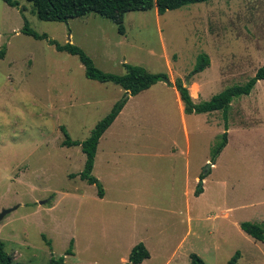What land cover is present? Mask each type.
Listing matches in <instances>:
<instances>
[{"label":"rangeland","instance_id":"374dc122","mask_svg":"<svg viewBox=\"0 0 264 264\" xmlns=\"http://www.w3.org/2000/svg\"><path fill=\"white\" fill-rule=\"evenodd\" d=\"M14 1H0V209L17 206L0 221V241L12 262L47 264L69 249L62 264H124L141 243L148 258L140 264H189L190 254L225 264L235 252L237 264H264V243L239 228L264 225V80L230 101L226 144L213 159L221 112L183 114L172 85L180 79L198 104L246 83L264 66V0L128 12L123 35L93 13L45 22ZM22 17L104 73L122 75L125 63L167 76L128 96L99 138L91 175L101 199L76 176L84 155L61 147V128L83 141L123 92L84 78L75 56L21 34ZM201 56L208 65L191 74Z\"/></svg>","mask_w":264,"mask_h":264},{"label":"trees","instance_id":"16d2710c","mask_svg":"<svg viewBox=\"0 0 264 264\" xmlns=\"http://www.w3.org/2000/svg\"><path fill=\"white\" fill-rule=\"evenodd\" d=\"M8 7H15L17 2L14 0H0ZM34 8L37 19L45 22L65 23L70 19L79 18L90 13L103 17L116 25L117 33L122 34V18L125 13L136 11H147L154 9L157 15H162L165 11H172L185 5L203 3L209 0H24ZM23 25L20 33L33 38L34 40H45L49 46H52L57 52H65L75 56L83 68L84 78L98 83H112L122 90V95L110 108V111L101 118L90 130L89 135L83 141H71L66 132L61 128L64 140L61 147H79L80 152L84 155L82 170L76 175L87 185L96 187V195L99 199L103 196L101 185L91 175L93 159L95 156L96 146L99 138L111 125L118 113L127 101L128 96H135L142 91L149 89L156 83H167V76L163 73H148L139 66L122 64L124 73L122 75H113L104 73L94 67L90 58L87 57L81 49L75 45L64 43L59 45L54 40L48 39L45 34H37L32 31L27 21L22 17ZM2 52L0 51V56ZM208 65L205 56H201L194 66L191 74L199 73ZM264 80V66L259 67L254 75L241 86H234L221 91L219 94L212 96L208 101L195 104L192 102L188 91L180 79H175L172 83L177 93L179 102L182 106V113L190 114H208L212 112H221L223 118V130L218 136L212 150V159L215 158L226 144V114L230 101L233 98L247 96L253 89L255 83ZM213 161L210 162L212 165ZM203 175L198 176V180L203 179ZM201 189H196L194 195H198ZM240 230L254 241L264 243V225L252 224L248 222L239 223ZM49 246V242L45 241ZM3 243L0 241V264H14L9 255L3 250ZM70 248V244H69ZM65 255H70V250H66ZM57 260L50 259L47 264H62L63 257ZM148 258V252L144 246L139 243L131 248L124 264H140ZM238 253L234 255L225 264H237ZM189 264H203V262L194 254L188 256Z\"/></svg>","mask_w":264,"mask_h":264},{"label":"water","instance_id":"95a60500","mask_svg":"<svg viewBox=\"0 0 264 264\" xmlns=\"http://www.w3.org/2000/svg\"><path fill=\"white\" fill-rule=\"evenodd\" d=\"M16 208H17V206H14V207L8 208V209H0V221L4 218V216H6L8 213L15 210Z\"/></svg>","mask_w":264,"mask_h":264},{"label":"crops","instance_id":"0c3cea01","mask_svg":"<svg viewBox=\"0 0 264 264\" xmlns=\"http://www.w3.org/2000/svg\"><path fill=\"white\" fill-rule=\"evenodd\" d=\"M121 35H123V32H122V34ZM190 97H191V95H190ZM120 113V112H119ZM117 117V116H116ZM116 119V118H115ZM114 119V120H115ZM114 120H113V122H114ZM112 122V123H113ZM111 123V124H112ZM95 157V156H94ZM93 162H94V159H93ZM205 162H206V160H205ZM211 166V164H209V167ZM92 168H93V166H92ZM228 210L229 209H224L222 212H221V216H222V218H226L227 217V212H228ZM187 220L189 221L190 219L189 218H187Z\"/></svg>","mask_w":264,"mask_h":264}]
</instances>
